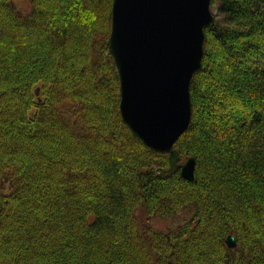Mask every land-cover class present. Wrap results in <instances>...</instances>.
Returning <instances> with one entry per match:
<instances>
[{
  "label": "trees",
  "instance_id": "trees-1",
  "mask_svg": "<svg viewBox=\"0 0 264 264\" xmlns=\"http://www.w3.org/2000/svg\"><path fill=\"white\" fill-rule=\"evenodd\" d=\"M29 1L0 0V264H264V0H211L192 181L121 119L112 0Z\"/></svg>",
  "mask_w": 264,
  "mask_h": 264
},
{
  "label": "water",
  "instance_id": "water-1",
  "mask_svg": "<svg viewBox=\"0 0 264 264\" xmlns=\"http://www.w3.org/2000/svg\"><path fill=\"white\" fill-rule=\"evenodd\" d=\"M211 0H112L106 41L119 80V113L150 150L168 156L167 173L194 179L195 158L174 148L192 116L190 84L203 59ZM39 93L36 88L35 94ZM228 248L237 246L233 235Z\"/></svg>",
  "mask_w": 264,
  "mask_h": 264
},
{
  "label": "rangeland",
  "instance_id": "rangeland-1",
  "mask_svg": "<svg viewBox=\"0 0 264 264\" xmlns=\"http://www.w3.org/2000/svg\"><path fill=\"white\" fill-rule=\"evenodd\" d=\"M12 5L15 7V9L18 12H21L23 14H26L30 11L31 9V4L29 0H11ZM213 14H216V10L215 8H211ZM41 87V85H37L33 88V90L35 88H39ZM39 94H37L36 96H38ZM42 98V95H41ZM32 111H30V114L33 113V109H31ZM185 160H183L182 162H184ZM184 218H178L176 220H168V219H158V220H151V221H146L145 224H151L152 227L154 229H159V230H165L168 227H172V225L178 224L180 221H182ZM142 221V219H140Z\"/></svg>",
  "mask_w": 264,
  "mask_h": 264
}]
</instances>
